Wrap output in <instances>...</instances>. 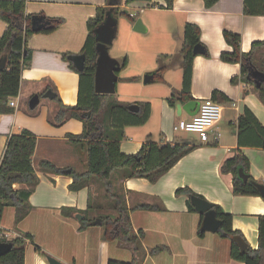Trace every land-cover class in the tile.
<instances>
[{
    "label": "crops",
    "instance_id": "0c3cea01",
    "mask_svg": "<svg viewBox=\"0 0 264 264\" xmlns=\"http://www.w3.org/2000/svg\"><path fill=\"white\" fill-rule=\"evenodd\" d=\"M161 2L120 0L117 5L131 18L124 15L129 31H134L135 13L126 8L140 11L138 17L146 27L144 32L151 36L150 48L156 55V58H136V62L125 57L126 66L130 64L132 70L121 80L130 85L125 84L120 90L124 99H115L126 104L148 102L149 117L142 124L124 127L120 150L136 153L147 139L156 143L179 140L193 147L154 182L143 177H121L119 171L114 176L113 186L116 192L124 195L128 208L143 203L162 207L160 210L136 208L129 212L133 231L142 230L145 257L141 264L147 257L152 264H244L231 258L230 238L209 231L202 236L197 234L200 214L189 211L187 196L177 195L175 190L188 187L209 202L218 204L232 215V227L240 231L247 245L257 248L258 216L264 214V199L257 195L234 194L231 173H222L220 167L239 150L249 161L250 176L264 182V149L251 142L240 144L237 134V118L244 108L264 125V103L254 89V83L240 79V64L223 62L219 55L221 51L231 50L222 36L223 29L241 35L243 52L250 50L253 41L263 40L264 16L244 14L243 0H218L210 9L204 7L203 0H174L170 9L163 7ZM104 6H110L108 0H26V14L61 18L62 22L51 32H35L26 38V46L31 50L29 65L22 69L19 92L14 97L15 105L11 106L13 111L0 114V157L11 133L25 128L36 137L32 166L39 181L29 196L32 208L10 231L0 227L1 235L8 239L31 234L24 245V264H49L47 256L65 264H77L78 252L83 254L85 261L91 260V264H106L109 258H117L110 255V240L104 237L105 229L90 232L96 226L90 222L98 218V214L114 212L100 182L91 181L77 191L68 187L72 176L67 171L80 173L87 170L84 141L75 137L82 132V122L66 118L57 124L54 120L59 109L55 96L65 105H75L78 101L79 75L63 54L81 52L88 34V19L95 15L98 7ZM187 22L200 27V41L209 54H197L193 58L190 99L201 102L210 98L213 90H219L227 97L221 102L223 111L216 125L220 133L217 141L202 142L199 137L192 140L183 135L185 132L173 130L177 121L192 116L185 111L177 115V100L174 106L167 101L173 90L182 88L181 59L175 54L182 43V30ZM5 27L6 23L0 18V36ZM254 56L256 60L264 58V48L257 50ZM116 59L121 61L123 58ZM162 63L167 67L156 72ZM150 71L156 72L155 80L144 84L143 75ZM234 76L236 82H231ZM48 89L54 92V98L42 97ZM34 94H38L40 100L31 109L29 100ZM29 110H37V113L29 114ZM255 137L252 130L243 133V141ZM41 159L51 161L64 173L41 170ZM14 187L26 185L15 184ZM92 199L98 200L97 204ZM88 205H91L88 213L91 220L83 228L78 221L81 222L84 214L77 211L69 215L62 213L63 207L83 211ZM119 244L126 247L124 243ZM156 247L162 249L153 255L147 254ZM91 251L93 253L89 254Z\"/></svg>",
    "mask_w": 264,
    "mask_h": 264
},
{
    "label": "trees",
    "instance_id": "16d2710c",
    "mask_svg": "<svg viewBox=\"0 0 264 264\" xmlns=\"http://www.w3.org/2000/svg\"><path fill=\"white\" fill-rule=\"evenodd\" d=\"M132 0H126L130 2ZM218 0H203L204 7L212 8ZM174 0H162L161 5L165 8H172ZM26 0H0V18L6 23V27L0 36V57L6 56L5 67L0 70V114L10 113L13 108L9 106V100L16 97L19 92L22 69L29 65L31 50L26 46L25 40L35 32L48 33L53 31L61 22V18H48L50 25L39 31L30 28V18L32 14L25 13ZM110 6L98 7L93 17L87 21L88 34L81 52L85 53V64L83 71H77L72 63L70 67L79 75L78 101L75 105H65L55 96L59 109L54 116L57 124L62 123L66 118H75L82 122V132L75 135L77 139L84 141L87 150V170L75 172L70 170L72 182L69 189L77 191L89 185L91 181H99L104 195L112 202L113 214H98L101 218L107 240L117 239L124 243L131 251L133 259L131 261H121L108 259L106 264H138L139 257L143 253L141 244L142 230L137 233L133 231L129 212L131 209L160 210L162 207L155 204H138L133 208H128L125 197L122 193L116 192L113 186L115 174L121 171V177H143L154 182L160 175L170 169L184 154L193 146L181 141H165L156 143L147 139L136 153H124L120 150V140L123 137V129L127 125H138L144 123L149 117V103L140 102L139 111L133 112L128 109V104L115 99L113 94L96 93L93 87L95 71V34L94 28L105 18ZM243 12L248 15L264 16V0H243ZM112 14L117 18L118 14L129 17L125 10L114 7ZM130 18V17H129ZM131 19V18H130ZM21 24L19 27L17 24ZM222 36L225 42L231 47L230 51H221L219 58L223 62L239 63V77L245 82L252 83L247 79L248 68L253 67L264 73V58L256 60L255 52L264 48V39L251 43L250 50L243 52L240 48L241 35L237 32L223 29ZM200 41V27L191 22L184 24L182 30V43L176 57L181 59L182 88L179 91H172L167 97L170 105L174 106L177 98L186 101L191 98L190 81L192 76V61L195 56L193 47ZM69 53H64L63 57H68ZM208 56L206 52L204 54ZM126 58L120 61L121 68L125 67ZM173 63V61H172ZM169 63V65H172ZM167 64H160L156 72H161ZM133 79V78H132ZM237 77L231 78V82H236ZM254 89L258 92L261 101L264 103V79L259 87ZM213 100L221 103L227 97L219 90H213L210 96ZM87 112L90 115L87 116ZM252 130L256 137L250 141H243V133ZM237 134L240 144L248 142L255 147L264 149V125L260 124L253 113L244 108L242 114L237 118ZM36 145V137L32 132L23 128L18 132L8 135L2 155L0 157V221L4 209L12 206L15 211V221L22 220L31 210L29 196L38 184L39 178L32 166V155ZM41 170L53 173H64L62 168L57 167L47 159L39 161ZM222 173H231L232 192L240 195H257L261 192L257 186L249 181L244 182L238 172L243 171L249 174V161L239 151L225 159L221 164ZM263 183L264 182H260ZM15 184H25L26 187L15 188ZM177 195L187 196V206L189 211H195L190 203L189 197L196 195L188 187H178L175 190ZM264 199V198H263ZM91 205L86 210L78 211L74 208L63 207L64 215L72 214L74 211L84 214L80 228L88 225V213ZM217 217L221 224L216 231L220 236L230 238L231 235L239 234L240 231L232 227V215L225 212L218 204L212 203ZM202 215L200 214V223ZM200 223L197 234L202 236ZM31 234L25 233L13 239H8L1 235L0 242H12V248L5 254L0 255V264H24V245ZM39 250V247L36 246ZM162 247L153 248L151 251H159ZM230 256L233 259L242 261L244 264H264V214L258 216V245L252 249L247 246L241 251L238 245L230 240Z\"/></svg>",
    "mask_w": 264,
    "mask_h": 264
},
{
    "label": "water",
    "instance_id": "95a60500",
    "mask_svg": "<svg viewBox=\"0 0 264 264\" xmlns=\"http://www.w3.org/2000/svg\"><path fill=\"white\" fill-rule=\"evenodd\" d=\"M120 0H108L110 9L106 12L104 20L94 28L95 34V52L97 54L95 60V71H94V81L93 87L96 93L103 94H114L116 91V82L118 80V72L120 70L121 64L120 61L116 58H113L109 54V45L112 43V40L116 33L117 20L113 16L112 11L115 6L119 4ZM21 27V24H17ZM50 25V20L45 18L42 14H33L30 18V28L33 31H39L43 28H46ZM134 31L144 32L146 27L142 23L140 18L136 19L133 28ZM193 54H205L206 48L203 44L198 43L193 47ZM75 67L77 71H83L85 64V53L80 52L77 54H70L67 57ZM6 56L2 55L0 57V70L5 67ZM155 71L146 72L143 75V83L148 84L155 80ZM247 79L252 80L256 87H259L264 79V73L253 68H248ZM55 94L50 89L46 90L42 97L54 98ZM40 100L38 94H34L29 100V107L34 108ZM176 111L177 115H180L182 111H185L189 115H194L199 108L200 101L196 99H190L183 101L180 98H177ZM128 109L130 111L136 112L139 110V106L135 103L129 104ZM90 115V112H87V116ZM70 172V170H69ZM68 171L66 173H69ZM239 177L244 181H249L257 186L261 192V196L264 198V184L256 182L249 179V176L243 171L238 172ZM190 203L193 206L194 210L202 215L200 231L205 232H216L221 224L220 219L217 217L215 209L212 207V203L208 200L201 198L196 195H191L189 197ZM82 217V215H80ZM91 225H100L102 224L101 218H96L90 222ZM230 240L234 241L239 249L243 251L248 246L243 236L236 234L231 235ZM12 242L5 241L0 242V255L7 253L12 248ZM47 261L49 264H65L58 260L55 257L47 256Z\"/></svg>",
    "mask_w": 264,
    "mask_h": 264
},
{
    "label": "rangeland",
    "instance_id": "374dc122",
    "mask_svg": "<svg viewBox=\"0 0 264 264\" xmlns=\"http://www.w3.org/2000/svg\"><path fill=\"white\" fill-rule=\"evenodd\" d=\"M126 10L132 11L133 13H135V17L134 19L136 20L138 17V15H141L140 11L138 9H130L129 7L126 8ZM117 25H116V35L114 36L112 43L109 45V54L110 56H112L113 58H130V60L132 59L133 62H136V58H156V55L154 54L155 52H152L150 48V40H151V36L146 33V32H138V31H129V27H126V23H125V19H127L124 15L118 14L117 15ZM135 36V38H134ZM130 70H132L131 65L128 64L126 67H124L123 69L120 70L119 72V80L116 83V91L115 94H113V96L115 98H119V99H124L122 98L123 96L120 94L121 88L123 86H128L130 85L129 83H124V81L121 80V78L123 76H125ZM15 100V99H14ZM120 101V100H119ZM129 105V104H128ZM29 114H36L37 110H29ZM183 135L187 136V138L189 139H195L196 137H198V135L194 132H185ZM94 202V204H97L96 201L98 202V200H93L92 202ZM80 215V214H79ZM77 219V218H76ZM82 221V220H81ZM15 211L14 208L12 206H7L4 209L3 215H2V219L0 221V227L5 229V231H10L11 228L13 227V225L15 224ZM78 223L82 224L80 221H78ZM95 229H90L92 232V230H102L104 229L103 225H96L95 227H92ZM91 237L93 236L92 234L90 235ZM120 242L117 239H111L110 240V255L115 256L118 260L121 261H131L133 259V255L131 253V251L127 248V246L125 247L124 245L119 244ZM91 245V244H90ZM79 249V247H76ZM92 250H94V245H92L91 247ZM160 251V250H159ZM159 251H147V254L153 255L155 253H158ZM93 251H91V253L89 252V254H92ZM93 256V255H92ZM92 256H90L92 258ZM145 257V253L141 254V256L139 257V263H142V260ZM77 260V264H91L92 262L89 261H85L84 260V256L81 253H77L76 256ZM149 257L146 258L145 263L144 264H152L150 263V261H147ZM93 261V260H92Z\"/></svg>",
    "mask_w": 264,
    "mask_h": 264
},
{
    "label": "built area",
    "instance_id": "2783aa9c",
    "mask_svg": "<svg viewBox=\"0 0 264 264\" xmlns=\"http://www.w3.org/2000/svg\"><path fill=\"white\" fill-rule=\"evenodd\" d=\"M14 106V97L9 100ZM234 106V105H233ZM223 105L211 97L202 100L197 112L189 119H181L173 125L174 131L194 132L202 142L217 141L220 133L217 123L222 117Z\"/></svg>",
    "mask_w": 264,
    "mask_h": 264
}]
</instances>
